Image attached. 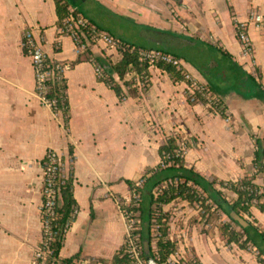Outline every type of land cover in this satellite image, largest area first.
I'll return each instance as SVG.
<instances>
[{"label": "crops", "instance_id": "obj_1", "mask_svg": "<svg viewBox=\"0 0 264 264\" xmlns=\"http://www.w3.org/2000/svg\"><path fill=\"white\" fill-rule=\"evenodd\" d=\"M64 1L122 43L177 58L182 74L207 88L224 113L190 99L185 80L156 66L146 76L114 74L119 98L72 39L59 33L55 0H0V264H31L40 245L41 161L48 149L73 174L78 209L59 251V259L72 258L71 264H111L126 233L118 200L130 194L127 181L160 165L158 149L169 137L184 143L185 166L214 182L228 201L236 195L221 182L248 180L264 191V169L254 164L257 140L264 149V33L248 24L252 52L245 55L235 31L251 12L264 15V0ZM28 30L50 60L71 65L64 74L67 125L62 113L39 103L22 47ZM89 51L107 63L121 58L102 43ZM180 202L162 208L172 212L168 237L185 259L264 264L255 248L227 243L218 227L202 231L198 220L187 225L182 214L188 208ZM250 213L264 233V210L253 204Z\"/></svg>", "mask_w": 264, "mask_h": 264}, {"label": "trees", "instance_id": "obj_2", "mask_svg": "<svg viewBox=\"0 0 264 264\" xmlns=\"http://www.w3.org/2000/svg\"><path fill=\"white\" fill-rule=\"evenodd\" d=\"M55 13L57 16V25L61 27L66 17L70 14H78L76 11L70 13L68 3L64 0H55ZM25 39L22 38V42ZM23 51L27 54L25 48ZM121 58L116 63L105 62L103 59L94 58L89 50L82 53L85 59L90 62H97L104 70V77L99 78L105 82L115 94L122 98V90L113 79V75L123 78L129 72H135L139 75L146 76L148 68L151 66L149 62L140 60V55L136 47L126 44L124 50L119 51ZM153 66L167 72L174 79L185 80L191 87L193 80L185 78L182 74V69L177 68L171 63L156 61ZM57 90L66 89V82L56 84ZM62 94L56 93L59 107L63 115L64 123L67 125L68 102L67 96L64 101L61 99ZM193 97L198 98L203 103H209L210 107L219 111L223 115V110L217 99L204 98L200 92H194ZM191 99V97H189ZM178 140L175 137L167 138L158 149L161 158L160 165L154 170L148 171L138 181H127L130 193H136L139 197L138 201L131 199L128 206H121V209L134 217L137 213L139 219V229L136 233L139 236L140 244L147 241L149 245V257L155 264H162L168 260L170 255L175 251L176 246L168 237L169 230V215L163 211V206L171 203L174 200L187 202L191 204L198 202L205 205V200L208 199L215 204L216 209L225 214L229 220L237 224L241 233L230 228L229 224H223L219 229L227 241V243H235L241 249H247L250 246L258 251V261L264 263V233L259 231L252 222L245 218L251 216L250 207L256 204L259 209L264 210V191H260L254 184L248 180H242L237 183L221 182L220 186L224 189L231 190L236 198L228 201L221 190L213 187L214 182H209L192 168L185 166L184 157L177 156ZM69 157L73 158L72 148H69ZM264 157V149L259 140L256 141L254 164L258 169H264L262 159ZM62 163L64 158L61 157ZM73 174L70 169L67 176H59L57 186L59 188V198L61 203L56 208V219L53 221V239L50 244L52 253L47 259L46 264H71L72 258L61 261L59 259V251L61 249L64 236L70 224L75 218L77 212V204L73 198ZM138 183H140L138 185ZM199 190V191H198ZM201 192V193H200ZM255 202V203H254ZM205 209L211 215V207L205 205ZM239 216L246 223V226L241 225L235 220L231 214ZM142 258L148 261L142 251ZM111 264H132L131 257L125 253L123 244L119 252H117ZM177 264V263H176ZM187 264H199L195 258H189Z\"/></svg>", "mask_w": 264, "mask_h": 264}, {"label": "built area", "instance_id": "obj_3", "mask_svg": "<svg viewBox=\"0 0 264 264\" xmlns=\"http://www.w3.org/2000/svg\"><path fill=\"white\" fill-rule=\"evenodd\" d=\"M73 11H70L72 13ZM248 24H252L256 29L264 33V15L260 16L256 12H251L246 22L236 23L235 31L239 44L243 54L249 55L252 52V45L247 34ZM59 33L61 35L69 36L79 54H82L86 50H90L93 46L102 43L107 47L115 48L118 51L124 50L126 44L115 39L107 32L100 30L91 24L87 19L79 14H70L64 20V23L59 27ZM22 47L26 49L27 55L31 59L35 92L41 106L49 109L54 115L61 113L59 107L58 98L55 97L56 93L62 94V102L66 96V89L62 88L57 90L56 84H63L65 78V71L71 68V65L66 62H56L50 60L41 46L37 43L31 30L23 33ZM140 55V60H145L150 63L151 66L156 61H162L171 63L177 68H180V61L172 55L161 51L155 50H141L137 49ZM94 66L95 74L98 78L104 77L103 68L95 61L92 62ZM185 78L192 80L189 75L185 74ZM192 93L200 92L202 97L212 99V95L208 89L199 85L195 81L191 85ZM194 99V97H191ZM178 150H176L177 156H184V143H178ZM41 168L43 174V186H42V202H41V232L42 238L40 245L35 250L33 260L31 264H46L47 259L50 257L52 250L50 244L54 237L53 235V221L56 219V208L59 207V188L57 186L59 176H64L61 170L64 169V163L61 161V157L55 150L48 149L44 158L41 161ZM140 183H138L139 185ZM132 198L138 201L139 197L136 193H133ZM131 198V199H132ZM131 201L118 200V208L121 216L123 217L126 225L125 233V253H127L131 259L132 264H149L142 258L143 243L140 244L139 236L136 231L139 229V219L137 213L134 217H130L129 213H126L121 209V206L130 205ZM205 205L211 207V211L216 209L215 204L212 201L206 199ZM220 211V210H218ZM187 259L182 256L176 249L170 255L168 260L162 264H187Z\"/></svg>", "mask_w": 264, "mask_h": 264}, {"label": "rangeland", "instance_id": "obj_4", "mask_svg": "<svg viewBox=\"0 0 264 264\" xmlns=\"http://www.w3.org/2000/svg\"><path fill=\"white\" fill-rule=\"evenodd\" d=\"M61 172L64 176H67L66 170L62 169ZM132 196H133V193H130L127 196V198H124L121 201H126V200L131 201ZM232 200L233 199H230V201H232ZM60 203H61V200L59 198L58 204L60 205ZM180 203H182V202H180ZM184 203H185V206L183 205L181 208L182 209H184L186 207L188 208L187 211H185L182 214L185 218L188 217L187 218L188 220L186 223L187 225L196 223L198 220V223L202 225L201 226L202 231H205V228H207L209 230L210 226H214L216 228L218 227L220 229L223 224H229L231 229H233L239 233L242 232L240 227L237 224L231 222L229 220V218L225 214H223L221 211L215 210V211H212L211 215H209V212H207V210L205 209V205H203L201 203H198V202H193L191 204H188L187 202H184ZM178 209L180 210V208H178ZM167 213L170 217L172 212H167ZM245 218L248 219L247 216H245Z\"/></svg>", "mask_w": 264, "mask_h": 264}, {"label": "water", "instance_id": "obj_5", "mask_svg": "<svg viewBox=\"0 0 264 264\" xmlns=\"http://www.w3.org/2000/svg\"><path fill=\"white\" fill-rule=\"evenodd\" d=\"M231 216L237 220L241 225L246 226V223L243 219H241L239 216L235 215L234 213L231 214ZM143 251L144 255L147 257L149 264H155L152 259L149 257V245L147 241H143Z\"/></svg>", "mask_w": 264, "mask_h": 264}]
</instances>
